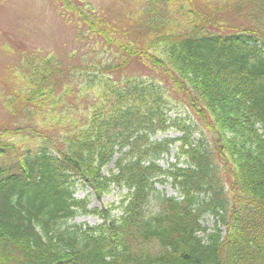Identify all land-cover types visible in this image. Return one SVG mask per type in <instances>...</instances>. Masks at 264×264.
<instances>
[{
    "label": "trees",
    "instance_id": "obj_1",
    "mask_svg": "<svg viewBox=\"0 0 264 264\" xmlns=\"http://www.w3.org/2000/svg\"><path fill=\"white\" fill-rule=\"evenodd\" d=\"M118 2L72 12L94 45L62 86L54 54L11 71L0 264H264V0L248 14L258 29L211 20L239 0ZM135 63L144 72L125 75ZM170 130L180 136L157 139ZM168 179L178 197L157 188ZM79 183L97 200L126 188L120 214L89 210ZM80 213L102 223H72Z\"/></svg>",
    "mask_w": 264,
    "mask_h": 264
},
{
    "label": "rangeland",
    "instance_id": "obj_2",
    "mask_svg": "<svg viewBox=\"0 0 264 264\" xmlns=\"http://www.w3.org/2000/svg\"><path fill=\"white\" fill-rule=\"evenodd\" d=\"M256 1L239 0L237 7L230 5L221 13L214 14L215 18L212 17L211 20L214 23L219 20L224 27L235 26L236 28L251 27L258 29L260 28L259 22L248 16L249 12L255 7L254 3ZM258 1L260 2V0ZM119 3L118 0H0V129L3 132L7 127L15 128L19 126L18 117L11 113V109L8 108L9 106L6 103V100L14 93L10 81L11 71L20 64L26 55L40 54L44 56L54 54L63 61L64 78H62V81H64L61 84L62 86L67 82L72 61L76 65L80 64L83 61L84 53L89 52L91 46L94 45L93 40L88 39L87 35H82L79 38L84 27L79 25L81 24L80 21H76V16L74 18L72 12L89 13L91 10H96L111 14L116 12L117 14ZM261 23V26L264 27V18ZM75 49H78V53L74 58H71L70 54ZM107 55L108 53L104 56L100 55V60L105 59ZM136 70L144 72L141 64L135 63L126 70L125 75L133 74ZM119 74L120 72L117 73L118 76ZM75 91H77L76 86ZM184 112L187 113L185 115L187 117L184 118H189L193 122L198 121L190 111L184 110ZM176 136H180L179 132L170 130L158 135L157 139L174 138ZM38 145L37 142L31 140L27 142V145L21 143L20 148L23 149L24 146H28L36 149ZM177 147L178 144L173 147L169 155L163 156L159 160L161 166L167 168L171 163L176 162L178 158ZM108 169H115L114 162L106 168V171ZM156 185L167 196H179L170 179L164 184ZM88 195L90 196L89 210L101 211L106 208L112 215H118L120 214L118 207L127 197L128 190L113 186L101 200H97L92 195L91 190L78 184L76 198L84 199ZM215 220L208 215L204 218L203 224L205 227L211 228ZM101 222L102 218L98 214L80 213L72 223L96 226Z\"/></svg>",
    "mask_w": 264,
    "mask_h": 264
}]
</instances>
